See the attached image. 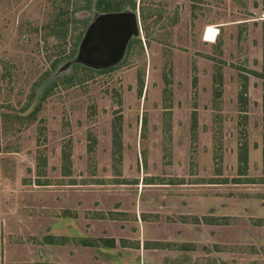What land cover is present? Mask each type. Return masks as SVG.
Here are the masks:
<instances>
[{
  "label": "rangeland",
  "instance_id": "374dc122",
  "mask_svg": "<svg viewBox=\"0 0 264 264\" xmlns=\"http://www.w3.org/2000/svg\"><path fill=\"white\" fill-rule=\"evenodd\" d=\"M64 1L0 0V264L68 232L139 264H264V0H137L109 71L71 66L98 15Z\"/></svg>",
  "mask_w": 264,
  "mask_h": 264
},
{
  "label": "water",
  "instance_id": "95a60500",
  "mask_svg": "<svg viewBox=\"0 0 264 264\" xmlns=\"http://www.w3.org/2000/svg\"><path fill=\"white\" fill-rule=\"evenodd\" d=\"M137 11L98 15L89 26L75 62L106 70L118 65L125 57L132 39L141 36V21Z\"/></svg>",
  "mask_w": 264,
  "mask_h": 264
},
{
  "label": "crops",
  "instance_id": "0c3cea01",
  "mask_svg": "<svg viewBox=\"0 0 264 264\" xmlns=\"http://www.w3.org/2000/svg\"><path fill=\"white\" fill-rule=\"evenodd\" d=\"M48 236L41 247L43 253H40L41 257L37 259L40 263L139 264L135 260L136 258L131 259V255L120 251L121 244L112 241V236L107 233L73 234L68 232L50 234ZM88 254H92L93 256H89ZM58 255H62L66 259L58 257ZM102 260L106 262L102 263Z\"/></svg>",
  "mask_w": 264,
  "mask_h": 264
},
{
  "label": "trees",
  "instance_id": "16d2710c",
  "mask_svg": "<svg viewBox=\"0 0 264 264\" xmlns=\"http://www.w3.org/2000/svg\"><path fill=\"white\" fill-rule=\"evenodd\" d=\"M73 6L74 7L72 8L71 10L72 13H71L70 8L67 7V3L64 1L63 3V8H65L64 9L65 11L64 20L65 18H68L67 20L71 19V15L73 14L75 24H77L80 20L78 17H76V15L84 11H94L95 14L101 15V14H106V13L124 12L127 10L137 11L138 9L137 0H119V1H115V0H96V1L95 0H74ZM139 8H140L141 17H142L141 19L145 21L144 7L140 5ZM76 20H78V22ZM64 24H66V21H64ZM85 33L86 31L82 30L78 35L77 42L75 43L74 49L71 52V56L72 57L75 56L73 62H71V66L73 65L75 68H82L83 70H86V71H96L97 69H93V68H90V67H87L85 65L75 62L77 55L79 53L81 43L85 36ZM137 39L138 38L131 40L128 47H130L134 43V41ZM109 70H112V68L106 69L105 71H109ZM56 81H57V78L54 79L51 83H48L47 85H45L43 99L48 96L51 88L55 86L54 85L52 87V85L55 84ZM38 109L39 107H37L36 110H34V113H37Z\"/></svg>",
  "mask_w": 264,
  "mask_h": 264
}]
</instances>
